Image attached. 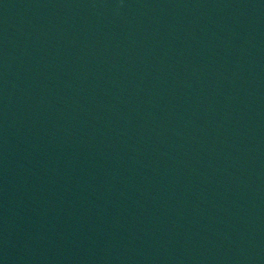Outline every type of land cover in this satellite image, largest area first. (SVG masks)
<instances>
[{
	"label": "water",
	"instance_id": "obj_1",
	"mask_svg": "<svg viewBox=\"0 0 264 264\" xmlns=\"http://www.w3.org/2000/svg\"><path fill=\"white\" fill-rule=\"evenodd\" d=\"M0 264H264V0H0Z\"/></svg>",
	"mask_w": 264,
	"mask_h": 264
}]
</instances>
